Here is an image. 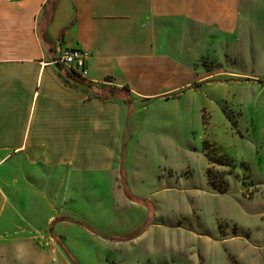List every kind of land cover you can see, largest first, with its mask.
<instances>
[{"label":"crops","instance_id":"crops-1","mask_svg":"<svg viewBox=\"0 0 264 264\" xmlns=\"http://www.w3.org/2000/svg\"><path fill=\"white\" fill-rule=\"evenodd\" d=\"M47 1L0 0V264L80 263L86 241L109 243L82 227H113L129 98L176 100L198 80V41L264 33V0H58L41 36ZM67 48L88 52L91 89L51 64Z\"/></svg>","mask_w":264,"mask_h":264},{"label":"rangeland","instance_id":"rangeland-1","mask_svg":"<svg viewBox=\"0 0 264 264\" xmlns=\"http://www.w3.org/2000/svg\"><path fill=\"white\" fill-rule=\"evenodd\" d=\"M263 38L198 41V80L180 98L133 108L128 97L113 227H82L109 243L86 241L70 264H264Z\"/></svg>","mask_w":264,"mask_h":264},{"label":"built area","instance_id":"built-area-1","mask_svg":"<svg viewBox=\"0 0 264 264\" xmlns=\"http://www.w3.org/2000/svg\"><path fill=\"white\" fill-rule=\"evenodd\" d=\"M88 56V52L83 49L67 48L55 57L51 64L61 65L75 77L85 81L88 73L86 66Z\"/></svg>","mask_w":264,"mask_h":264},{"label":"trees","instance_id":"trees-1","mask_svg":"<svg viewBox=\"0 0 264 264\" xmlns=\"http://www.w3.org/2000/svg\"><path fill=\"white\" fill-rule=\"evenodd\" d=\"M58 0H48L45 5H44V8H43V15H42V21H41V24H40V35L41 36H46V30H45V27L46 25L48 24V22L51 20V17H52V13H53V10L57 4ZM126 136V135H123V137ZM125 149V148H124ZM124 149L122 150V153H121V158L123 157L124 155ZM121 181H123V187H126L125 186V181H124V177H123V173L121 174ZM125 192H127V189L125 188Z\"/></svg>","mask_w":264,"mask_h":264},{"label":"water","instance_id":"water-1","mask_svg":"<svg viewBox=\"0 0 264 264\" xmlns=\"http://www.w3.org/2000/svg\"><path fill=\"white\" fill-rule=\"evenodd\" d=\"M59 70L62 69L60 65H55ZM67 78L70 79L73 83L77 84L80 87L91 89V84L87 83L86 81H83L77 77H74L71 73L66 74Z\"/></svg>","mask_w":264,"mask_h":264}]
</instances>
